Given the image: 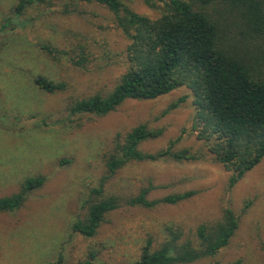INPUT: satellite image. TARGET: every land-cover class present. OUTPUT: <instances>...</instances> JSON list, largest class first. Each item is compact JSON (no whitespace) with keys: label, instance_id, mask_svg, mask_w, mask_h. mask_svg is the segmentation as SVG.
Here are the masks:
<instances>
[{"label":"rangeland","instance_id":"374dc122","mask_svg":"<svg viewBox=\"0 0 264 264\" xmlns=\"http://www.w3.org/2000/svg\"><path fill=\"white\" fill-rule=\"evenodd\" d=\"M18 1L0 0V198L20 192L27 178L40 176L45 183L16 212H0V264H79L91 253L94 264H133L149 239L153 248L164 240L166 225L195 231L198 224L217 220L223 208L237 217V230L217 255L191 264H264V157L230 185L231 171L215 162L193 127L195 110L186 87L153 100H126L103 116L69 114L70 99L114 88L127 40L100 5L36 1L16 17ZM165 1L121 0L150 19L159 17ZM76 45L92 52L81 67L61 55ZM42 46L54 53L49 56ZM38 75L64 83L65 90L42 92L33 83ZM138 125L159 133L139 145L141 152L169 150L194 160L165 156L109 173L106 160ZM99 184L102 196L123 200L92 238L71 233ZM150 187L149 200L194 194L174 205L125 204Z\"/></svg>","mask_w":264,"mask_h":264},{"label":"trees","instance_id":"16d2710c","mask_svg":"<svg viewBox=\"0 0 264 264\" xmlns=\"http://www.w3.org/2000/svg\"><path fill=\"white\" fill-rule=\"evenodd\" d=\"M36 1L46 0H19L16 17ZM75 2L106 8L127 45L120 53L123 70L114 88L105 95L70 99L69 114L103 116L126 100H153L186 87L192 94L195 110L193 127L215 162L231 171L230 185L262 160L264 0H166L156 19L131 11L121 0ZM41 49L49 56L54 53L47 46ZM61 55H68L73 65L81 67L92 52L87 46L76 45ZM33 83L48 94L66 88L64 83H54L40 75L33 78ZM158 134L144 125L131 129L119 140L118 152L106 160L108 172L114 173L130 162L157 161L165 156L178 162L194 160L192 155L169 150L156 154L141 152L139 145ZM44 183L40 176L25 179L20 192L0 198V212H16L27 196ZM150 189H142L126 199L125 204L145 208L174 205L194 194L149 200ZM102 191V187L92 191L96 197L88 203L84 219L72 223L71 233L92 238L104 217L123 200L117 195L102 196ZM164 228V240L153 248L149 239L133 264H191L214 257L229 244L238 228V219L231 209L223 208L217 220L202 222L195 231L186 233L174 225ZM94 257L91 253L88 260L79 264H94Z\"/></svg>","mask_w":264,"mask_h":264}]
</instances>
